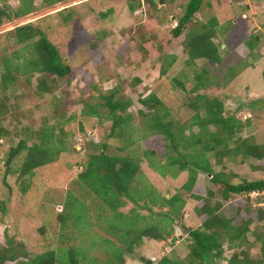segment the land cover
Wrapping results in <instances>:
<instances>
[{
	"label": "rangeland",
	"instance_id": "1",
	"mask_svg": "<svg viewBox=\"0 0 264 264\" xmlns=\"http://www.w3.org/2000/svg\"><path fill=\"white\" fill-rule=\"evenodd\" d=\"M34 1L38 6L41 5V0ZM188 1L163 0V4H160L158 0L155 1L157 6L152 7L148 0H66L53 7H40L37 12L23 19L0 26V67L4 58L11 57L21 48L16 43L14 32H10L12 28L31 23L47 34L58 48L62 62L73 69V73L65 78L44 76L50 87L48 95L36 92V85L43 75H35L29 84L26 76L15 74L17 81L8 92L11 99L10 113L0 119V128L11 133L9 138L0 142V246L5 247L11 241L17 244L12 246L13 251H22L34 257L47 250L76 245L87 251L88 256L107 260L108 257L103 252L105 246L100 244L102 247L99 245L89 250L90 245L97 236L115 243L116 239L112 237V232L107 233L100 227L106 225L103 217L97 218L101 202L93 195L84 193L76 185V178L79 177L81 165L85 164L87 157L98 151L96 145L106 143L108 153L116 154L119 148L127 144L115 138L108 139L111 122L105 119L106 109L100 108L102 117L94 118L82 114L83 106L85 102L93 106L101 105V96L119 88L117 98L131 99L133 102L129 111L134 116L133 139H136L145 130L139 115L142 110L139 98L154 93L168 109L171 119L190 126L195 116L188 107L190 95L172 82L184 68L187 55L183 41L188 32L186 30L176 40L171 36V31L183 16ZM8 2L14 8L20 4L19 0ZM133 3L135 11L130 8ZM110 10L113 12L108 14ZM102 13L106 17L101 16ZM196 17L201 23L214 17L217 19L219 35L214 42L217 45L223 43L220 50L223 64L219 67L222 76L230 67H237L243 61L252 66L242 71L227 87L212 89L207 94L218 96L224 101L225 116H235L246 124L236 137L253 139L256 143L264 144V0H205ZM254 36L259 43L255 47V57H249L246 41ZM145 44L150 53L142 52L141 46ZM159 49L177 56V62L162 78L159 77ZM136 79L141 81V85L133 86ZM184 84L187 91L191 89L190 80L184 81ZM43 128L53 129L55 136L63 138L67 149L57 162L36 170L29 190L22 194L18 174L6 176L5 160L8 148L15 146L19 139H26L31 146L34 140L27 138L23 130L37 133ZM60 128L63 129V134L60 133ZM198 131L197 127H193L187 129L186 134H197ZM89 142L92 144L89 145ZM144 151L155 152V157L152 158L155 163L164 162L165 142L161 137L144 141L139 139L132 146H126L125 152L121 154L129 153L141 161V185H150L168 198L174 194L182 195L187 203L182 224L186 228L198 229L201 225L195 212L198 201L189 198L182 191L188 178L187 172H179L174 179L168 171L164 178L149 167V162L142 156ZM234 159L224 158L219 166L211 160V164L216 172L223 170L234 174L236 177L231 179L233 184L263 177L264 161L250 160L241 164L240 158ZM253 164L261 166L262 170H251ZM207 181V177L200 174L197 187H206L208 190ZM69 192L82 200L89 209L91 239L80 236V232L74 235L77 239L69 242L66 240V244H62V229L57 213L61 211L62 201ZM131 207L133 206L128 205L124 211L127 212ZM225 209L235 219L236 225L248 219L245 214L238 215L237 206L233 203ZM254 227L255 225L251 229ZM183 236L172 252L161 243L145 241L134 255L125 256L124 264H144L140 261L141 257L152 260L154 264L164 255L176 263L183 261L189 254V241L186 235ZM248 238L253 241L250 234ZM257 248L249 251L253 259L260 255Z\"/></svg>",
	"mask_w": 264,
	"mask_h": 264
},
{
	"label": "trees",
	"instance_id": "2",
	"mask_svg": "<svg viewBox=\"0 0 264 264\" xmlns=\"http://www.w3.org/2000/svg\"><path fill=\"white\" fill-rule=\"evenodd\" d=\"M9 0L0 3V26L23 19L40 7L48 8L63 3L66 0H41L38 6L34 0H19L18 7H10ZM156 7L154 0H148ZM205 0H189L184 14L178 19L171 31L173 39H179L187 30L183 48L187 55L184 68L180 75L172 80L177 87L190 95L188 107L195 113L190 126L180 124L170 118L168 109L154 93L139 98L145 130L133 139V114L129 111L132 100L117 98L119 88L101 96V105L93 106L85 102L82 114L88 117L100 118V108L107 110L105 119L111 122L109 138L120 140L123 144L131 145L139 139L144 141L161 137L165 142L164 162H154L155 152L144 151L143 158L149 162V167L162 177H167L168 171L175 179L179 172H187L188 178L182 186V191L188 197L198 201L195 209L201 220L198 229L186 228L182 217L186 207V199L179 194L166 195L158 193L154 187L141 185L143 178L142 164L139 158L121 154L126 146L118 149V153H108V145H96L98 151L87 157L82 171L76 178V185L89 195H93L102 206L98 208L106 225L101 228L112 232L116 243L99 236L90 245L92 250L103 245L107 260L88 256L87 251L76 245L65 246L55 250H47L34 257L22 251H13L16 245L9 241L5 247L0 246V264H124L125 256L131 257L145 241L161 243L170 252L187 236L189 241L188 256L178 263L164 255L154 264H264V208L259 204L264 202V196L253 198V193L264 192V175L261 179L243 180L239 184L231 183L236 176L223 170L216 172L211 164L219 166L224 158H240L245 164L250 160L264 161V144L256 143L253 139L236 137L246 124L235 116H225L224 101L218 96H210L208 91L215 88L227 87L242 71L252 66L243 61L237 67H230L222 76L219 67L223 64L220 55L223 43L217 45L214 40L219 35L217 19L211 18L201 23L196 15L200 12ZM135 11V3L130 6ZM113 10L108 11V14ZM101 16L106 17L105 13ZM232 26L233 22L230 23ZM14 32L16 43L21 48L12 56L2 60L0 67V119L10 113V97L8 92L15 85V74L27 77L30 84L35 75H43L36 85V92L48 95L50 87L45 75L65 78L73 73L70 65H65L60 52L44 31L31 23L16 25ZM257 42L256 36L249 37L246 47L249 57L254 55ZM145 45L141 46L143 53H150ZM149 48V47H148ZM161 49V48H160ZM159 49V77H165L169 69L177 62V56L166 54ZM202 65L199 66V63ZM264 82V68L262 71ZM190 80L192 87L186 90L184 81ZM141 85L136 79L133 86ZM198 128V133L186 134L187 129ZM81 130L82 127H80ZM213 128V129H211ZM27 138L33 139L31 146L26 139H19L15 146L8 148L5 160L6 176L18 174L21 181V192L26 194L35 171L58 161L66 146L61 136H55L53 129L43 128L37 133L23 130ZM60 133L64 131L60 128ZM11 133L0 128V142L9 138ZM9 136V137H8ZM237 138V139H236ZM89 145L92 142L88 143ZM120 152V153H119ZM235 158V159H236ZM234 159V160H235ZM232 160V161H234ZM251 170L261 171V166L252 165ZM200 174L208 179L206 187H197ZM211 176V177H210ZM213 186V188H210ZM196 192V193H195ZM235 204L239 216L245 214L248 219L239 225L234 224V218L227 213L225 207ZM132 205L127 212L124 211ZM160 211H156V209ZM231 207H229V210ZM107 209L109 210L107 212ZM107 212V214H105ZM105 214V215H102ZM110 217H107V216ZM62 233L60 242L77 239L74 235L87 236L91 239V223L89 209L82 200L69 192L62 201L61 211L57 213ZM109 224V225H108ZM114 224V225H112ZM255 225L254 229L251 227ZM64 232V233H63ZM180 232V233H179ZM251 235V242L248 235ZM101 242V243H99ZM19 246V244H18ZM100 247H102L100 245ZM258 247L259 257L253 259L249 253L251 248Z\"/></svg>",
	"mask_w": 264,
	"mask_h": 264
},
{
	"label": "water",
	"instance_id": "3",
	"mask_svg": "<svg viewBox=\"0 0 264 264\" xmlns=\"http://www.w3.org/2000/svg\"><path fill=\"white\" fill-rule=\"evenodd\" d=\"M133 1H135V0H133ZM155 1L157 2L158 0H155ZM160 4H163V0H160ZM140 261L143 262L144 264H152L153 263L152 260H147V259L142 258V257L140 258Z\"/></svg>",
	"mask_w": 264,
	"mask_h": 264
},
{
	"label": "built area",
	"instance_id": "4",
	"mask_svg": "<svg viewBox=\"0 0 264 264\" xmlns=\"http://www.w3.org/2000/svg\"><path fill=\"white\" fill-rule=\"evenodd\" d=\"M253 195H255V196H253ZM261 196H264V192L263 193H260V194L259 193H253V194H251V197H253V198L261 197ZM259 206L264 208V202L261 203V204H259Z\"/></svg>",
	"mask_w": 264,
	"mask_h": 264
},
{
	"label": "crops",
	"instance_id": "5",
	"mask_svg": "<svg viewBox=\"0 0 264 264\" xmlns=\"http://www.w3.org/2000/svg\"><path fill=\"white\" fill-rule=\"evenodd\" d=\"M174 19V18H173ZM147 49H149L147 46H145Z\"/></svg>",
	"mask_w": 264,
	"mask_h": 264
},
{
	"label": "clouds",
	"instance_id": "6",
	"mask_svg": "<svg viewBox=\"0 0 264 264\" xmlns=\"http://www.w3.org/2000/svg\"><path fill=\"white\" fill-rule=\"evenodd\" d=\"M136 1V0H135Z\"/></svg>",
	"mask_w": 264,
	"mask_h": 264
}]
</instances>
